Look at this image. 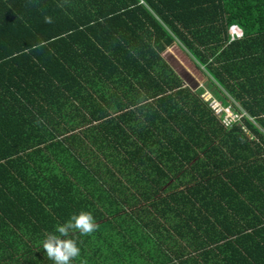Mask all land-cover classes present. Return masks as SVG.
Returning a JSON list of instances; mask_svg holds the SVG:
<instances>
[{
    "label": "trees",
    "instance_id": "1",
    "mask_svg": "<svg viewBox=\"0 0 264 264\" xmlns=\"http://www.w3.org/2000/svg\"><path fill=\"white\" fill-rule=\"evenodd\" d=\"M82 210L72 264H264V0H0V264Z\"/></svg>",
    "mask_w": 264,
    "mask_h": 264
},
{
    "label": "clouds",
    "instance_id": "2",
    "mask_svg": "<svg viewBox=\"0 0 264 264\" xmlns=\"http://www.w3.org/2000/svg\"><path fill=\"white\" fill-rule=\"evenodd\" d=\"M45 23H52V18L46 16ZM236 30L238 29L234 28V31ZM37 46H42V42L33 48ZM97 227L91 212L82 210L78 214H72L66 222L56 225L54 230L44 237L42 247L47 258L52 260L53 264H72L81 254L77 239L73 238L74 234L78 232L81 236H88L94 233Z\"/></svg>",
    "mask_w": 264,
    "mask_h": 264
},
{
    "label": "rangeland",
    "instance_id": "3",
    "mask_svg": "<svg viewBox=\"0 0 264 264\" xmlns=\"http://www.w3.org/2000/svg\"><path fill=\"white\" fill-rule=\"evenodd\" d=\"M164 57L186 85L194 88V90H199L201 94H204L207 90L212 94L215 93L207 77L179 46L174 45L169 48L164 53Z\"/></svg>",
    "mask_w": 264,
    "mask_h": 264
},
{
    "label": "built area",
    "instance_id": "4",
    "mask_svg": "<svg viewBox=\"0 0 264 264\" xmlns=\"http://www.w3.org/2000/svg\"><path fill=\"white\" fill-rule=\"evenodd\" d=\"M238 34H241L239 30H236ZM202 98L206 101L210 109L217 115L221 117L222 123L226 127H231L234 124H241L242 118L247 116L243 111L235 110L231 105L225 106L218 97L209 92L208 90L202 94ZM251 121H254L250 118ZM244 132L249 134V130L246 126L242 125ZM253 139V136L251 135Z\"/></svg>",
    "mask_w": 264,
    "mask_h": 264
}]
</instances>
